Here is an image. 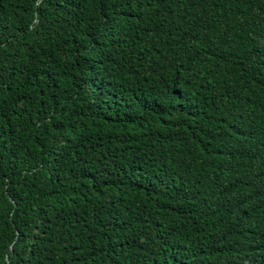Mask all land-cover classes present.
<instances>
[{
  "label": "trees",
  "instance_id": "16d2710c",
  "mask_svg": "<svg viewBox=\"0 0 264 264\" xmlns=\"http://www.w3.org/2000/svg\"><path fill=\"white\" fill-rule=\"evenodd\" d=\"M0 264H264V0H0Z\"/></svg>",
  "mask_w": 264,
  "mask_h": 264
}]
</instances>
